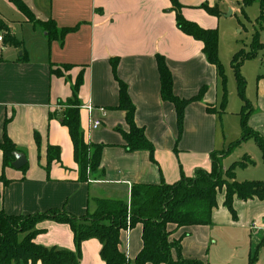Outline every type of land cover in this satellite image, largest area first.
I'll return each instance as SVG.
<instances>
[{
    "label": "crops",
    "instance_id": "crops-1",
    "mask_svg": "<svg viewBox=\"0 0 264 264\" xmlns=\"http://www.w3.org/2000/svg\"><path fill=\"white\" fill-rule=\"evenodd\" d=\"M23 1L38 20H53L59 29L72 30L49 41L41 25L30 22L9 0H0V19L19 43H8L4 39L7 32L0 29V144L7 135L27 159L26 171L5 167L0 147V210L28 215L64 209L81 217L97 209L99 198L129 201L133 184H172L182 175L194 176L198 169L210 171L211 153L227 149L242 137L243 101L238 110H230L228 97L226 110L218 112L223 88L217 67L208 61L203 42L178 27L171 0ZM179 2L187 20L219 31L226 0ZM205 5L221 14L209 13ZM229 10L227 17L234 14L235 7ZM158 56L165 58L172 72L176 96L191 100L203 91L186 106L182 130L175 105L161 95ZM57 69L61 75L53 73ZM242 72L248 77L246 95L253 109L248 124L264 137V70L251 91L245 63ZM80 74L83 82L78 99L84 135L88 142L104 145V175L97 173L88 182L79 180L73 143L59 117ZM120 81L128 87L135 123L144 129L153 153L125 148L123 131L129 126L126 112L117 108ZM89 103L95 107L92 115L83 108ZM208 107L217 112L208 111ZM233 114L236 119L229 117ZM91 117L100 119L102 125L93 129ZM48 145L61 149V161H54L49 170ZM234 152H239L236 161L247 155L255 162L238 167L236 179L264 182V161L256 141L250 138ZM233 208L235 214L226 207L222 190L210 225L170 224V240L181 243L183 257L204 264H264V200L235 197ZM36 228V244L76 251L69 224L44 220ZM142 234L141 223L121 231L119 250L128 264H135L143 249ZM101 249L96 238L83 241L78 264H105Z\"/></svg>",
    "mask_w": 264,
    "mask_h": 264
},
{
    "label": "trees",
    "instance_id": "trees-1",
    "mask_svg": "<svg viewBox=\"0 0 264 264\" xmlns=\"http://www.w3.org/2000/svg\"><path fill=\"white\" fill-rule=\"evenodd\" d=\"M22 12L30 22L41 25L47 32L49 41H54L63 36L72 28L59 29L51 20L47 22L36 18L32 10L23 0H9ZM176 12L178 27L186 34L200 40L204 44V53L208 61L217 67L222 79L223 96L219 113L226 110L228 103L227 78L224 66L219 57V31L218 29H205L197 23L187 20L182 14V5L179 0H171ZM241 10L254 3L259 4L260 15L257 19L259 29L253 34L252 50L246 52L241 48L231 61L237 82L238 95L243 101L240 112L242 137L231 143L227 149L211 153L212 167L210 171L198 169L194 176L182 175L180 180L168 184H133L130 189V199L99 198L96 200L97 209L93 213L77 217L64 209H51L43 213L28 215L7 214L0 210V264H78L81 258L80 247L83 241L96 238L102 243L101 256L105 264H128L126 256L120 252V234L122 230L132 229L137 224L143 225V249L136 258L135 264H204L197 258H185L179 241L170 240L168 226L175 224L178 227L210 225L212 214L218 205V194L225 190V205L235 214L233 202L235 197L242 200L258 198L264 200L263 181L240 182L235 177L238 167L254 165L255 162L244 156L240 161H235L229 168L224 169L223 159L233 153L242 143L253 138L258 144L264 161V137L253 131L249 126V117L253 111L251 101L246 95L247 80L242 73L244 63L257 56L259 50L264 48L260 40L264 23V0H237ZM204 8L213 15H220L217 8ZM0 29L7 32L4 39L12 44L19 45L16 38L9 32L8 27L0 19ZM114 71L116 62L113 63ZM69 68V65H65ZM158 68L161 80V95L163 99L172 102L177 111L179 129H183L184 112L191 100L180 99L173 92V77L166 60L158 56ZM56 75H61L57 70ZM83 82L82 74L79 75L73 86V95L68 104L59 113L61 122L68 128L74 149V160L78 166L79 180L90 181V175L100 173L104 175L101 167L103 144L88 142L81 126L79 89ZM118 109L126 112L128 131H123L125 148L128 151L148 150L153 153L152 143L145 135L144 129L135 123V106L130 98L128 87L120 81V99ZM208 111L217 112L215 108L208 107ZM54 117V114L50 115ZM39 145L40 139L37 136ZM0 147L4 154V166H12L15 160L13 153L19 149L6 135ZM54 161H61V149L58 146L48 145L47 166L49 170ZM27 170V164L21 168ZM4 177H2L3 179ZM44 220H54L69 224L74 233L76 251L47 248L36 244L34 238L39 230L37 225ZM264 244V242L262 243ZM257 259V251L253 260ZM253 264V262H252Z\"/></svg>",
    "mask_w": 264,
    "mask_h": 264
},
{
    "label": "rangeland",
    "instance_id": "rangeland-1",
    "mask_svg": "<svg viewBox=\"0 0 264 264\" xmlns=\"http://www.w3.org/2000/svg\"><path fill=\"white\" fill-rule=\"evenodd\" d=\"M222 8L226 14L222 16L221 28H219V57L224 66L225 75L227 78L228 97L231 101L230 110H238L239 105L242 103L237 93V83L235 73L232 69L231 61L234 54L243 48L246 52L252 50L253 34L259 29L257 19L260 15L259 4L254 3L246 7L245 13L242 12L241 6L238 5L237 0H226ZM229 7H235V12L232 16L227 17ZM260 40L264 44V23L263 30H261ZM264 48L259 50L257 56L245 62V72L250 77L249 88L255 90L256 79L260 70H264ZM243 73V72H242ZM247 80L248 77L243 73ZM231 92V93H230ZM248 97V96H247ZM68 104V103H67ZM235 113L234 111H232ZM230 118H237L236 115H229ZM221 128V127H220ZM239 152H234L225 157L222 162L223 166L227 169L237 159L239 160ZM98 175L97 173H95ZM95 174L90 175V180H94Z\"/></svg>",
    "mask_w": 264,
    "mask_h": 264
},
{
    "label": "built area",
    "instance_id": "built-area-1",
    "mask_svg": "<svg viewBox=\"0 0 264 264\" xmlns=\"http://www.w3.org/2000/svg\"><path fill=\"white\" fill-rule=\"evenodd\" d=\"M0 40H2V37H0ZM61 108V107H60ZM83 108L90 114H93V111L95 110L94 105H92L91 103L84 105ZM103 111H105V109H101ZM90 125L93 129H97L102 125V122L100 119H94L93 117L90 118ZM86 138V137H85ZM87 140V139H86ZM88 141V140H87ZM129 230V229H127Z\"/></svg>",
    "mask_w": 264,
    "mask_h": 264
},
{
    "label": "water",
    "instance_id": "water-1",
    "mask_svg": "<svg viewBox=\"0 0 264 264\" xmlns=\"http://www.w3.org/2000/svg\"><path fill=\"white\" fill-rule=\"evenodd\" d=\"M13 156L15 158L14 162H13V166L15 168H22L24 165L27 164V159L26 156L23 153L20 152H14Z\"/></svg>",
    "mask_w": 264,
    "mask_h": 264
}]
</instances>
